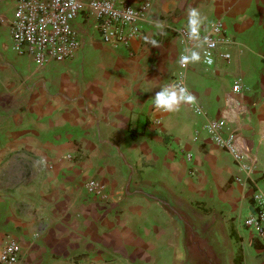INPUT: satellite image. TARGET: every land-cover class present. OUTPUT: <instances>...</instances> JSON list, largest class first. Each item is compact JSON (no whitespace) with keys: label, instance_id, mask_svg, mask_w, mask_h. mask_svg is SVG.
Returning <instances> with one entry per match:
<instances>
[{"label":"crops","instance_id":"crops-1","mask_svg":"<svg viewBox=\"0 0 264 264\" xmlns=\"http://www.w3.org/2000/svg\"><path fill=\"white\" fill-rule=\"evenodd\" d=\"M125 1L152 7L129 48L102 42L95 20L79 19L77 57L38 67L14 50L15 0H0V248L17 240L21 264H179L170 203L223 233L233 260L239 249L242 264H264V246L240 227L255 211V186L264 189V0ZM189 7L206 17L202 37L222 20L227 43L213 66L201 48L188 67L198 103L158 112L150 99L181 71L185 44L150 21L185 27ZM238 79L250 113H228L227 129L245 140L249 172L204 128L226 112ZM93 178L106 200L85 191Z\"/></svg>","mask_w":264,"mask_h":264},{"label":"built area","instance_id":"built-area-1","mask_svg":"<svg viewBox=\"0 0 264 264\" xmlns=\"http://www.w3.org/2000/svg\"><path fill=\"white\" fill-rule=\"evenodd\" d=\"M15 4L14 15L9 23L14 50L18 56L30 58L38 67L63 63L77 57L84 46L78 26L79 19L83 22L95 20L102 42L129 48L133 39L143 37V23L152 9L149 2L134 6L125 0H15ZM162 21L165 22L164 31H170L183 44L188 43L180 36L185 27H172L167 20ZM204 37L203 56L205 52L210 53L212 63H205L204 59L202 61L207 66H213L218 57V48L227 43L223 21L216 22ZM221 56L229 58L226 54ZM188 67L181 68L173 79L183 80L187 88ZM249 92V87L243 85L241 79L236 80L226 97V112L219 118L208 120L204 127L214 143L248 172L252 166L247 164L249 155L245 140L237 130L229 131L227 124L228 113L249 116L248 107L242 103V98ZM261 102L264 103V94ZM195 110L199 115L204 114L202 107L197 106ZM184 154L188 160H192L191 153ZM84 189L94 197L102 200L107 198L105 187L95 178L88 180ZM252 197L255 211L240 223V227L253 230L254 238L264 246V189L255 186ZM21 263V244L15 239H9L0 248V264Z\"/></svg>","mask_w":264,"mask_h":264},{"label":"clouds","instance_id":"clouds-1","mask_svg":"<svg viewBox=\"0 0 264 264\" xmlns=\"http://www.w3.org/2000/svg\"><path fill=\"white\" fill-rule=\"evenodd\" d=\"M186 20L184 30L180 36L183 41L188 43L182 49L176 59V63L181 68H187L191 64L200 63L202 59L201 51L206 37L201 36V30L206 23V17L198 7H189L186 9ZM154 27L163 32L165 22L159 19L150 21ZM152 47H159V43L155 40L145 38ZM190 45V46H189ZM204 62L211 64V54L205 52L203 56ZM155 96L150 99L154 110L158 112L171 113L178 111L182 105H196L198 103L197 97L189 91L183 80L172 81L162 85Z\"/></svg>","mask_w":264,"mask_h":264},{"label":"water","instance_id":"water-1","mask_svg":"<svg viewBox=\"0 0 264 264\" xmlns=\"http://www.w3.org/2000/svg\"><path fill=\"white\" fill-rule=\"evenodd\" d=\"M178 225L181 259L179 264H234L227 238L202 227L185 210L163 203Z\"/></svg>","mask_w":264,"mask_h":264},{"label":"rangeland","instance_id":"rangeland-1","mask_svg":"<svg viewBox=\"0 0 264 264\" xmlns=\"http://www.w3.org/2000/svg\"><path fill=\"white\" fill-rule=\"evenodd\" d=\"M244 230H248V229H244ZM252 233H254V231H253V230H250V231H249V234H252ZM236 251H237V254H236V258H235V260H234V264H237V263H238V260H239L240 257H241V250L236 249Z\"/></svg>","mask_w":264,"mask_h":264},{"label":"trees","instance_id":"trees-1","mask_svg":"<svg viewBox=\"0 0 264 264\" xmlns=\"http://www.w3.org/2000/svg\"><path fill=\"white\" fill-rule=\"evenodd\" d=\"M234 236L237 238L236 234L234 233ZM237 264H242V256L240 257V259L238 260Z\"/></svg>","mask_w":264,"mask_h":264}]
</instances>
